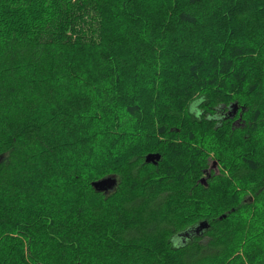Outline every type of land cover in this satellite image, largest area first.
<instances>
[{
    "label": "trees",
    "instance_id": "trees-1",
    "mask_svg": "<svg viewBox=\"0 0 264 264\" xmlns=\"http://www.w3.org/2000/svg\"><path fill=\"white\" fill-rule=\"evenodd\" d=\"M0 264H264V0H0Z\"/></svg>",
    "mask_w": 264,
    "mask_h": 264
},
{
    "label": "water",
    "instance_id": "water-1",
    "mask_svg": "<svg viewBox=\"0 0 264 264\" xmlns=\"http://www.w3.org/2000/svg\"><path fill=\"white\" fill-rule=\"evenodd\" d=\"M237 111V104H235L234 108H233V113L235 114ZM160 159V155L159 154H149L146 157V161L147 162H154ZM203 182H205V179H202ZM117 180L115 177L109 176V177H105L102 178L100 180L94 181L92 183L93 187L95 188L96 191H109L112 188H114V186L116 185ZM200 226H203V223L200 224Z\"/></svg>",
    "mask_w": 264,
    "mask_h": 264
},
{
    "label": "flooded vegetation",
    "instance_id": "flooded-vegetation-1",
    "mask_svg": "<svg viewBox=\"0 0 264 264\" xmlns=\"http://www.w3.org/2000/svg\"><path fill=\"white\" fill-rule=\"evenodd\" d=\"M232 115H234V113L233 114H231V111L229 110L228 111V113H227V116L226 117H232ZM241 122V119H240V117H238V119L235 121V124H239ZM215 169V170H214ZM218 167H217V164L216 163H214L213 164V167H210L209 169H207V170H205L206 171V173L209 175V176H211L213 173H217L218 172Z\"/></svg>",
    "mask_w": 264,
    "mask_h": 264
},
{
    "label": "rangeland",
    "instance_id": "rangeland-1",
    "mask_svg": "<svg viewBox=\"0 0 264 264\" xmlns=\"http://www.w3.org/2000/svg\"><path fill=\"white\" fill-rule=\"evenodd\" d=\"M240 117H241V116H240ZM198 153H199L201 159H204V158L206 157V158L209 160V161H208V162H209V167H208L207 169H209L210 167H213V164H214V163L217 164V162H213L214 160H213L212 158H208V157H207L208 154L211 155V153H209V151H208L207 148L199 150ZM217 167H218V166H217ZM214 170H215V169H214ZM217 170H218V169H217ZM208 177H209V175H208Z\"/></svg>",
    "mask_w": 264,
    "mask_h": 264
},
{
    "label": "bare ground",
    "instance_id": "bare-ground-1",
    "mask_svg": "<svg viewBox=\"0 0 264 264\" xmlns=\"http://www.w3.org/2000/svg\"><path fill=\"white\" fill-rule=\"evenodd\" d=\"M218 166V165H217Z\"/></svg>",
    "mask_w": 264,
    "mask_h": 264
}]
</instances>
